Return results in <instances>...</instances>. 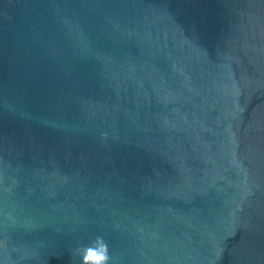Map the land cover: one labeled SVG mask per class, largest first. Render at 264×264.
Here are the masks:
<instances>
[{"label": "water", "instance_id": "95a60500", "mask_svg": "<svg viewBox=\"0 0 264 264\" xmlns=\"http://www.w3.org/2000/svg\"><path fill=\"white\" fill-rule=\"evenodd\" d=\"M0 264H264V0H0Z\"/></svg>", "mask_w": 264, "mask_h": 264}]
</instances>
